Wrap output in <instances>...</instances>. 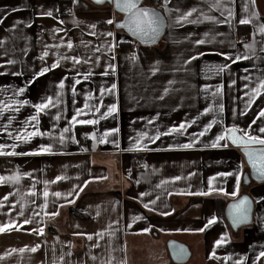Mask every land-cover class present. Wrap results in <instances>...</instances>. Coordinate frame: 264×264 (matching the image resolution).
I'll use <instances>...</instances> for the list:
<instances>
[{
	"label": "crops",
	"instance_id": "crops-1",
	"mask_svg": "<svg viewBox=\"0 0 264 264\" xmlns=\"http://www.w3.org/2000/svg\"><path fill=\"white\" fill-rule=\"evenodd\" d=\"M61 1L70 11L69 15L62 14L60 0H0V73H4L0 75V100H9L19 86H24L25 92L17 99L36 103L48 95L55 97L58 81L67 77L65 88L61 89V104L40 113L39 124L35 125L51 135H37L27 143L14 139L21 122L36 115L30 104L20 107L19 112H6L0 116V144L7 146L3 149L5 154H0V175L21 174L18 183L0 184V198L8 195L7 202L0 207V225L13 220L17 222L16 227L0 232V264H176L168 252L169 241L184 245L189 252L188 259L182 264H235L241 257L245 258L243 264H252L256 255L264 250V200L259 199L264 197V181L244 184L242 179L238 197L216 191L208 195L186 194L207 192L209 176L230 172L244 161L235 147H203L221 131V125H214L194 148H169V145L187 142L188 134L201 130L218 110L199 116L184 136L165 135L155 142L145 138L142 143L146 144V149L143 150L134 149L132 144L138 132L154 136L157 129L166 131L172 125L197 117L210 103L224 105V125L235 123L246 127L255 118L259 108L264 107V97H258L246 115L240 116L238 113L244 109L247 99L241 98L245 91L243 85L247 83L241 77L251 73L255 78L264 72V52L259 50L264 47V42L256 45L255 55L247 53L251 57L247 60L232 63L220 53H227L233 59L237 53L245 54L240 41L251 42L257 22L240 25L238 21L256 11L259 21L264 22V0H255L254 7L251 0H234L231 22L220 24L205 19L206 15L224 19L220 11L209 8L215 0H170L169 9H179V12H164V0H145V5L156 7L158 4L162 9L166 30L157 45L142 46L134 61H128L124 54L132 40L114 25L105 23L109 18L121 19L111 6H96L89 0H78L76 4L73 0ZM245 4L248 12L244 11ZM192 8L197 11L189 20L195 22L174 24L177 15ZM47 11H52L51 17L40 14ZM5 12L6 16L3 15ZM90 24H96L97 35L88 34L92 31L88 27ZM55 28L64 31L54 34ZM106 31H112L117 41L121 36L126 41L117 44L112 60L104 50L100 53L92 51L105 41L111 42L103 35ZM60 37L65 41L72 39L74 49L69 51L66 46L45 48V45L60 44ZM255 38L264 41L260 35ZM198 39L204 43L197 45ZM44 51L49 55L41 60ZM58 55L92 57L93 63L76 65L74 69L71 61L61 60L60 67L38 77L31 85L25 83L33 71H39L45 65L51 67ZM96 55L101 56L99 65L94 62ZM193 56L196 59L189 61ZM9 59L15 63L7 64ZM109 62L116 65L115 71L107 76L100 75ZM226 62L229 68L217 75L216 67ZM90 67L95 75L76 85L74 98L71 92L74 72L88 71ZM154 68L157 69L155 72ZM13 72H23V75H12ZM232 80L236 83L230 86ZM112 83H116L117 88L105 92L101 99L100 86L109 88ZM204 85L213 89L222 85V95L213 99L201 91ZM86 91L93 97L88 101L93 106L91 111L83 108ZM112 103L117 104L118 111L101 118ZM76 109L82 110L78 119H95L97 123L70 125ZM58 111L61 118L57 121ZM8 115L14 120L6 132L4 125ZM153 117L156 119L152 120ZM149 120H152L151 124ZM259 124H264V120H258L253 129ZM65 127H69V132L64 133L66 139L61 145L59 136ZM112 128L119 131L104 136L105 131ZM82 133L90 135L82 139ZM13 143L17 144L15 149L10 147ZM49 144L53 145L51 153L10 154L13 151L30 153ZM140 158L144 159L143 166L138 165ZM7 166L13 168L14 173L9 174ZM241 171L243 176L248 172L245 162ZM24 173H30V176ZM189 173L194 175L189 176ZM56 176L63 179L52 183ZM174 176L182 178L172 181ZM45 181L49 183L45 184ZM161 181L167 182L161 184ZM234 185V177H217L214 181V187H221L227 193L234 190ZM30 189L35 195L29 194ZM45 190L49 192L46 201L42 195ZM56 191H74L79 195L70 197L73 203L68 204L51 194ZM140 193L145 195L140 197ZM242 195L252 201L251 221L234 230L224 216V208ZM153 199L156 204L151 207L156 210L149 211L144 204ZM215 199L224 201L221 215L215 211ZM45 202L46 208L42 209L40 205ZM21 204L24 209L23 215L19 216ZM162 211L170 214L160 215ZM34 212L39 215L33 216ZM53 212L57 214H45ZM138 215L143 218L134 220ZM212 215L218 217L217 222L204 231H197ZM29 217H32L29 224L21 223ZM41 227L42 234L32 232ZM224 233L227 242L213 249L214 241ZM37 245L39 247L32 251ZM213 250L215 258H209ZM226 256L229 259L225 260ZM256 264H264V258Z\"/></svg>",
	"mask_w": 264,
	"mask_h": 264
},
{
	"label": "snow or ice",
	"instance_id": "snow-or-ice-1",
	"mask_svg": "<svg viewBox=\"0 0 264 264\" xmlns=\"http://www.w3.org/2000/svg\"><path fill=\"white\" fill-rule=\"evenodd\" d=\"M170 0H164L163 4V10L164 12H171V11H176L179 12V9H174L170 10L168 5H169ZM73 3L76 4L78 3V0H73ZM94 3L97 4H104V3H112L114 4V7L116 10L119 12L123 13V19L120 21H115L112 18H109L105 21V23L109 25H115L117 29L120 30H126L127 34L130 35L131 37L134 38L135 41H139L142 44H151L155 42L156 38L160 35L164 25H165V19L162 13L156 9H152L149 7H144L141 6V0H94ZM234 3V0H215L214 3L209 5L210 10L215 9L220 11L221 16H224L223 20L217 19L214 16L206 15L205 19L212 21L214 23L220 24V23H230L232 18H233V8L232 4ZM251 3L253 7L255 6V0H251ZM15 11V9H13ZM197 9L192 8L186 12H184L181 15H177L174 24L180 25L182 22H187V23H192L195 21L189 20V17L192 15V13L196 12ZM244 11L248 12V6L245 4L244 6ZM225 12L227 15L225 16ZM41 15H46L51 17L52 16V11H47V12H42L40 13ZM4 16L7 15L5 12L3 14ZM2 19V18H0ZM253 21H256L257 23L254 25V31L252 33V40L251 42L245 43L244 41H240V43L243 45V48L246 50L245 54H240L237 53L234 57V59L227 53H220L221 55L225 56L226 61L231 60L232 63H235L240 60H247L250 59L251 57L247 54L248 52H251L253 55H255L256 52V45L258 43L264 42V41H257L256 36L260 35L264 37V22L259 21V16L256 11H251L250 16H242V18L239 19L238 23L240 25H246V24H252ZM19 23V22H17ZM59 23H63V21H59ZM16 25L14 24L13 27ZM78 26V25H77ZM92 31H90L88 34L89 35H97L95 32L96 29V24H90L88 25ZM64 31L61 28H55L53 29L54 34L55 33H60ZM66 35V33H65ZM103 35L107 38L110 39L111 42L105 41V43L95 47L92 49L94 53H100L102 50L106 52V54L109 56V60L115 59V56L112 55L114 49L117 47V44H122L125 43V39L123 36L119 38V41L116 40L115 34L112 31H106L103 33ZM61 43L60 44H54V45H45V48L49 47H55L57 49H60L61 47H65L71 51L74 49V42L72 39H67L65 41L64 37H60ZM2 43V41H0ZM83 44V41L81 42ZM195 43L197 45L204 43L203 40H196ZM85 47H88V45H84ZM232 47H235V44L232 45ZM261 52H264V47L259 49ZM49 55L48 51H44L43 54L41 55L40 59L43 60L45 57ZM202 55V53L200 54ZM132 59H136L135 54H133ZM196 59V57H189V61ZM71 61L73 68L75 69L76 65L80 64H89L92 65L93 63V58L88 57L85 59L82 56L78 55H64V56H59L57 60H54L51 64V67H48L47 65L43 66L40 68L39 71H33L31 78L27 79L25 81L26 84L31 85L36 81V79L45 73H48L49 71L56 69L60 67V61ZM101 61V56L96 55L95 56V64L99 65ZM189 61H185V63H188ZM7 64L11 65L14 64V60H7ZM116 68L115 64L108 63L105 65V71L100 73L102 76H107L110 74V72H114ZM229 68V64L226 62L223 65L217 66L216 67V73L217 75L223 73L226 69ZM157 69H153V72H155ZM245 72H248L247 69H245ZM4 73H0V75H3ZM12 75H19L22 76L23 72H13L11 73ZM95 75V73L91 70V67L89 68L88 71H75L74 72V78H73V83L71 85V92L73 97L75 98L77 94V88L76 85L81 84L82 80L83 81H88L91 79V77ZM67 77L65 76L64 78L60 79L58 81V88L57 91L55 92V97L48 95L45 98H43L41 101L36 102V103H31L27 99H17L16 97H20L24 92H25V87L24 86H19L16 89H14L12 96L9 98V100H0V116H3L6 112H19L20 107L26 106V105H31V107L34 109L36 115H30L28 116L25 121L21 122V127L17 130V132L14 135V139L16 141H19L20 143H27L28 141L31 140V138L40 135H51L50 133H45L40 131L38 127H35V125L39 124V119L38 115L40 113L46 112L50 108H55L58 105L61 104V89L65 88V80ZM242 80L247 81V83H244L243 88L245 91L243 92V98H247L245 102V107L243 110L239 111L240 116L246 115L248 109L252 108L253 104L256 102V99L258 97H264V72H261L259 75H257L255 78L252 77L251 73L248 75H245L241 77ZM171 83V81H169ZM236 83L235 80L231 81V85H234ZM117 88L116 83H112L109 88H105L103 85L100 86V93L101 99L102 96L105 92H112ZM165 92L168 91V89L164 90ZM201 91H203L206 95L210 94L213 99L215 97L222 95V85H216L215 88L213 89L212 87L208 85L202 86ZM85 96V103L83 105L84 109H88L89 111L92 110L93 106H90L88 101L92 99V94L91 92L86 91L84 93ZM163 99V97H160ZM73 103H75V99H73ZM214 110H218L215 112V114L212 115V118L208 120L207 123L203 124V127L201 130L195 133L188 134L187 133V128L190 127L192 124L197 123L198 117L199 116H205L209 113L214 112ZM96 111L99 112L100 109L97 107ZM118 111V106L116 103H112L107 106V111L103 113V116L101 118H106L109 115H112L113 113H116ZM224 111V105L222 103L218 105L214 104H208L207 107H204L199 113L197 117H193L190 120L187 121H182L178 125H172L169 128H167L166 131H160L159 129L156 130L155 135L151 136L147 132H138L136 134V138L130 137V141H133L134 143L132 144V147L136 150H143L146 149V144L142 143V141L147 138L149 142H155L156 139H159L161 136L165 135H172L176 134L179 136H184L188 134L190 136L189 140L185 143L182 144H174V145H169V148H179V149H191L197 146L201 142V138L206 137L207 134L212 130L214 125H221V131L217 132L210 141L207 143L203 144V147L205 148H229V147H236L237 149L241 150L243 153V156L246 158V163L250 166L251 168V175L258 181H264V124H259L256 129H253V125L258 124V120H264V107L259 108L258 112L255 114V118L251 120V122L246 126V127H240L239 125L233 123L231 125H224L223 119H222V113ZM235 112V110H234ZM82 115V110L81 109H76L75 114L71 117L69 124L74 125V124H91L94 125L97 123L95 119H78L79 116ZM61 118V113L58 111L56 113L55 119L58 121ZM156 117H153L152 120H155ZM14 120V117L12 115H8L7 117V124L4 125V131L7 132V129L11 126L12 122ZM152 120H149L148 123L151 124ZM32 122H35L33 124ZM55 127V125L53 126ZM27 128H31V131H27ZM118 128H112V129H107L104 133V136H108L110 134H114L118 132ZM69 132V127H65L64 129L61 130V134L59 136V143L63 145L65 142V135L64 133ZM90 135V134H86ZM9 137L13 138V134L9 133ZM73 142L75 141V137H71ZM103 142V141H102ZM253 146H258V147H253ZM7 147L4 144H0V154H5L3 153V149ZM12 149H15L17 147L16 143H13L10 146ZM53 151V145H42L37 151H33L30 153H17L13 151L12 155H29V154H38V153H51ZM244 161L240 162L236 169L232 171H226V172H217L213 176H209L207 180V187L208 191H198V192H188L186 194L188 195H208L209 193L216 191L219 193H223L224 195H230L232 197H238V191H239V186L242 181L247 182V177H243L242 175V167H243ZM146 167V166H145ZM23 175L30 176V173H24ZM189 176L194 175V173H189ZM217 177H234L235 179V185H234V190L231 193L225 192V190L221 187H214V181H216ZM21 178V174L19 172L11 175V176H3L0 175V184L6 183V182H12V183H18ZM182 177L180 176H174L171 178L172 181H178ZM63 179L61 176H56L55 180L52 181V183L56 181H60ZM167 181H161V184L166 183ZM49 182L45 181V184ZM87 183V182H85ZM139 183V181H137ZM160 185H157L159 187ZM34 187V185H33ZM76 186H74L75 188ZM29 194L35 195V192L32 191L31 189L29 190ZM53 196L56 198H63L68 204L73 203V200L70 199V197H73L74 195L78 196L79 192H74V191H68V192H60L56 191L51 193ZM184 194V193H182ZM43 197L45 198V201L49 195L48 191H44L42 193ZM140 197H143L145 193H140ZM158 199V198H157ZM260 200H264V197H260ZM8 200V195H5L4 197L0 198V207H3L4 203L7 202ZM252 201L248 196L244 197H239L236 199L232 204L229 205V219L231 220V227L232 228H237L238 226L249 223L250 222V206H251ZM156 204V200H149L147 203L144 204V207L148 209L149 211H155L156 209L154 206ZM40 207L46 208V202L44 204H41ZM21 211L17 213V215L22 216L23 215V209L24 205H20ZM12 209L9 208V212H11ZM46 215H56L57 213H45ZM160 215H169L170 213L166 211H162L159 213ZM39 215V213H33V216ZM142 216H135L133 219L134 220H139L142 219ZM32 220V217H29L28 219H24L21 221L22 224H29ZM218 217L215 215H212L210 218H208L206 224L200 228L197 229V231H204L206 228H208L210 225L214 224L217 222ZM112 223H117V221H113ZM17 226V222L15 220L10 221L9 223L2 224L0 225V232H4L5 230H9L13 227ZM128 227H131V224L128 225ZM144 231H147V229H144ZM32 232L34 234H42L43 233V228L39 229H32ZM99 235V234H97ZM226 236L227 234H221L220 238L216 239L214 241L213 249H215L217 246L222 245L223 243H226ZM88 239H92V236H88ZM39 247V245L33 247L31 250L35 251L36 248ZM174 257L177 259L183 258L184 255V249L179 248L178 251H175L173 253ZM209 258H215V251L213 250L212 253L209 254ZM261 258H264V250H261L253 260L252 264H256L257 261L261 260ZM62 259V258H61ZM95 259V257H93ZM225 260L229 259V257H224ZM245 258L241 257L239 260L235 262V264H243V260Z\"/></svg>",
	"mask_w": 264,
	"mask_h": 264
},
{
	"label": "water",
	"instance_id": "water-1",
	"mask_svg": "<svg viewBox=\"0 0 264 264\" xmlns=\"http://www.w3.org/2000/svg\"><path fill=\"white\" fill-rule=\"evenodd\" d=\"M89 1H90L91 3H93L94 5H96V6H103V5H109V6H111L112 9H113V11H114L115 13H117L119 16H121V19H119V20H117V21H120V20L123 19L124 14L121 13V12H119L118 10H116L115 7H114V4H112V3L97 4V3H94V0H89ZM144 1H145V0H141V6L149 7V8L156 9V10L160 11L159 9H157V8H155V7H152V6H149V5H145ZM160 12H161V11H160ZM161 13H162V12H161ZM162 15H163V13H162ZM163 16H164V15H163ZM164 19H165V17H164ZM114 28H115L116 30H118V31H122L123 33H125V34L130 38V40L134 41V38L131 37L130 35H128L126 30H120V29H117V28L115 27V25H114ZM165 30H166V19H165V25H164V27H163V29H162L160 35L156 38L155 42H153V43H151V44H142V43H140L139 41H135V42H137L139 45L144 46V47L155 46V45L158 44L159 40H160V39L162 38V36L164 35ZM253 147H258V146H253ZM235 148H236V147H235ZM239 152L242 154V157H243L244 162H245V164H246V166H247V169H248V172L245 173L244 176H243V177H247V182H244V180H243V183H244V184H249L250 182H255V183L263 182V181H258V180H256L254 177H252V175H251V171H252V170H251L250 166L246 163V158L243 156V153H242L241 150H239ZM244 196H246V195H242V196H240V197H244ZM234 201H235V200H234ZM234 201L229 202L228 204H226V206H225V208H224V216H225L227 222L230 224V226H231V220L229 219V216H228V213H229V205L232 204ZM251 213H252V203H251V206H250V221H251ZM249 223H250V222H249ZM246 224H248V223L242 224V225H240V226H243V225H246ZM240 226H238V227H240ZM238 227H237V228H238ZM237 228H232V229L236 230ZM167 248H168V252H169V255H170V258H171L172 262H174V263H176V264H182V263H184V262L188 259V257H189V252H188L187 249L184 247V245H182V244H180V243H178V242H176V241H169L168 244H167ZM179 248H183V249H184V255H183V258H181V259H177V258H175L174 255H173V253H174L175 251H178Z\"/></svg>",
	"mask_w": 264,
	"mask_h": 264
},
{
	"label": "built area",
	"instance_id": "built-area-1",
	"mask_svg": "<svg viewBox=\"0 0 264 264\" xmlns=\"http://www.w3.org/2000/svg\"><path fill=\"white\" fill-rule=\"evenodd\" d=\"M69 13H70V11L68 10V8H67L66 6H64V7L62 8V14H63V15H69ZM141 47H142V46L139 45L137 42L132 41L131 45H130V46L124 51V54H125V56H126V59H127L128 61H134L135 59L133 60V59H132V56H133V54H135V56H136V55L139 53ZM81 137H82V139H86V138H87L86 133H82ZM138 165L143 166V165H144V159L140 158V159L138 160ZM6 171H7L9 174L14 173V169L11 168L10 166H7V167H6Z\"/></svg>",
	"mask_w": 264,
	"mask_h": 264
},
{
	"label": "trees",
	"instance_id": "trees-1",
	"mask_svg": "<svg viewBox=\"0 0 264 264\" xmlns=\"http://www.w3.org/2000/svg\"><path fill=\"white\" fill-rule=\"evenodd\" d=\"M60 10L62 11V8L65 6L64 5V2L60 0ZM154 2V1H153ZM152 2V3H153ZM157 9H159L161 12H162V9L158 6V4L156 5ZM223 206H224V201L223 200H220V199H215L214 200V207H215V211L218 215H221L222 214V211H223Z\"/></svg>",
	"mask_w": 264,
	"mask_h": 264
}]
</instances>
